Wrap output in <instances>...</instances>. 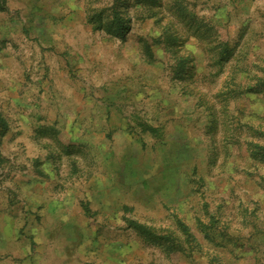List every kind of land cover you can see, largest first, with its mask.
Instances as JSON below:
<instances>
[{"label":"rangeland","instance_id":"rangeland-1","mask_svg":"<svg viewBox=\"0 0 264 264\" xmlns=\"http://www.w3.org/2000/svg\"><path fill=\"white\" fill-rule=\"evenodd\" d=\"M0 118V264H264V0H0Z\"/></svg>","mask_w":264,"mask_h":264},{"label":"trees","instance_id":"trees-1","mask_svg":"<svg viewBox=\"0 0 264 264\" xmlns=\"http://www.w3.org/2000/svg\"><path fill=\"white\" fill-rule=\"evenodd\" d=\"M119 28L122 29L121 26ZM6 127H7V125H6L5 121L2 118H0L1 133H4V131L6 130ZM130 223L132 224L134 229L138 230L141 234H144L146 236L151 235V232L144 225L137 223L135 221H131Z\"/></svg>","mask_w":264,"mask_h":264}]
</instances>
